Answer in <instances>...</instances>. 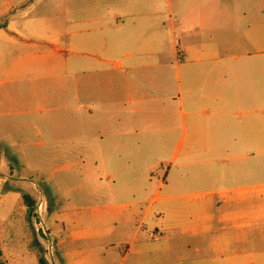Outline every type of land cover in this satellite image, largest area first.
I'll use <instances>...</instances> for the list:
<instances>
[{
	"label": "crops",
	"instance_id": "obj_1",
	"mask_svg": "<svg viewBox=\"0 0 264 264\" xmlns=\"http://www.w3.org/2000/svg\"><path fill=\"white\" fill-rule=\"evenodd\" d=\"M109 1L111 10L79 16L83 48L77 59L52 44L49 32L55 25L49 16L26 22L39 24L34 33L12 28L21 41L0 46V65L7 50L11 66L0 79V93L7 83L34 77V65H43L47 81L49 65L69 73L77 64V76L67 73L63 80L73 77L76 86L85 161L118 170L121 163L164 154L167 137L174 134V164L159 188L182 184L181 178L188 184L202 178L226 185L210 192L226 194L219 216L206 212L187 222L201 233L227 237L216 244L220 255L207 264H264V252L254 245L233 244L248 241L264 222V0H166L167 12L153 5L155 0ZM7 16L0 8V37L11 23ZM63 101L71 106L69 97ZM91 125L109 134L95 127V137L88 139ZM138 127L154 137L137 139ZM12 194L17 198V191ZM19 208L27 206L22 202ZM15 210L13 203L0 205V264H17L16 245H8L10 236L2 229L8 217L17 216ZM70 226L71 243L103 234L87 223ZM47 231L53 264H123L130 257L128 249L118 260L105 249H67L58 229ZM133 254L137 259L128 264L151 263L142 251ZM177 259L175 264H187Z\"/></svg>",
	"mask_w": 264,
	"mask_h": 264
},
{
	"label": "rangeland",
	"instance_id": "obj_2",
	"mask_svg": "<svg viewBox=\"0 0 264 264\" xmlns=\"http://www.w3.org/2000/svg\"><path fill=\"white\" fill-rule=\"evenodd\" d=\"M155 1L153 5L168 11L166 0ZM0 8L6 9L5 21H11L0 37V46L9 47L21 41L12 28L34 33L39 24L26 22L49 16L55 25L49 32L52 44L77 59V52L83 48L79 16L111 10L112 6L109 0H0ZM171 17L175 19V13ZM9 58V51H4L0 79L11 69ZM32 68L34 77L27 75L7 83L0 93V205L15 204L17 214L15 218L8 217L2 229L10 236L8 245H16L17 264H40L39 258L43 264H53L52 235L47 231L53 229L66 237L67 249H105L117 260L128 249L130 257L123 264L135 261L137 255L133 252L137 251H142L150 264L179 263L177 257L187 264L194 260L207 264L218 257L221 244H216L227 237L201 233V227L191 229L187 222L206 212H212L215 218L219 216L226 194L210 192L226 185L220 181L207 183L202 178L188 184L181 178L182 184L159 188L167 169L174 164V134L168 135L164 154L129 165L121 163L118 170L109 164L102 167L93 159L85 161L79 146L84 132L78 124L81 108L76 86L73 77L63 80L64 74L77 76V64H71L69 73L59 70L57 64L49 65L51 78L47 81L42 78L43 65ZM65 97L70 98L71 106L64 107ZM91 126L88 139L95 137V127L99 134L108 133L101 125ZM152 135L138 127L134 137ZM260 182L264 184V173ZM14 191L18 193L15 199ZM154 197L162 200L154 201ZM24 198L33 201L32 208L20 210ZM208 201L211 203L207 204ZM50 222L54 223L53 228ZM70 222L90 224L103 234L71 243ZM247 238L245 243H233L234 247L254 245L264 252V222Z\"/></svg>",
	"mask_w": 264,
	"mask_h": 264
},
{
	"label": "trees",
	"instance_id": "obj_3",
	"mask_svg": "<svg viewBox=\"0 0 264 264\" xmlns=\"http://www.w3.org/2000/svg\"><path fill=\"white\" fill-rule=\"evenodd\" d=\"M26 198V197H25ZM24 198V204L28 207V208H31V206L33 205V201L32 200H27ZM26 200V201H25ZM39 263L40 264H43V259L39 258L38 259Z\"/></svg>",
	"mask_w": 264,
	"mask_h": 264
}]
</instances>
